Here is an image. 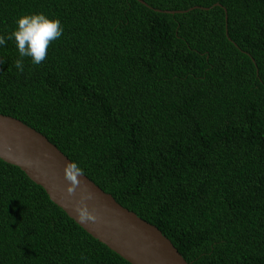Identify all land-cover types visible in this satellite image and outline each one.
I'll list each match as a JSON object with an SVG mask.
<instances>
[{
    "label": "trees",
    "instance_id": "1",
    "mask_svg": "<svg viewBox=\"0 0 264 264\" xmlns=\"http://www.w3.org/2000/svg\"><path fill=\"white\" fill-rule=\"evenodd\" d=\"M64 32L0 46V113L156 225L192 264H264V0H0ZM0 264H132L0 158Z\"/></svg>",
    "mask_w": 264,
    "mask_h": 264
},
{
    "label": "water",
    "instance_id": "2",
    "mask_svg": "<svg viewBox=\"0 0 264 264\" xmlns=\"http://www.w3.org/2000/svg\"><path fill=\"white\" fill-rule=\"evenodd\" d=\"M0 158L19 166L93 237L132 264H192L156 225L119 203L45 134L0 113Z\"/></svg>",
    "mask_w": 264,
    "mask_h": 264
},
{
    "label": "clouds",
    "instance_id": "3",
    "mask_svg": "<svg viewBox=\"0 0 264 264\" xmlns=\"http://www.w3.org/2000/svg\"><path fill=\"white\" fill-rule=\"evenodd\" d=\"M14 23L15 27L10 34L0 35V46L9 40L14 41L18 51L14 65L21 73L25 69V58H29L34 66L40 65L47 57L49 45L58 40L64 32L59 18L43 12L22 14Z\"/></svg>",
    "mask_w": 264,
    "mask_h": 264
}]
</instances>
